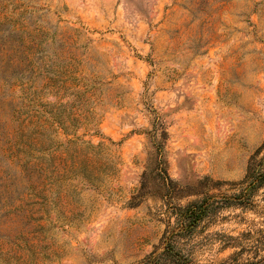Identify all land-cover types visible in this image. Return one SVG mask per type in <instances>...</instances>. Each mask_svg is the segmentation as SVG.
I'll use <instances>...</instances> for the list:
<instances>
[{
	"label": "rangeland",
	"instance_id": "rangeland-1",
	"mask_svg": "<svg viewBox=\"0 0 264 264\" xmlns=\"http://www.w3.org/2000/svg\"><path fill=\"white\" fill-rule=\"evenodd\" d=\"M0 10V35L37 39L0 51V264L264 258V182L253 187L264 173V0H0ZM27 112L69 116L68 135L48 121L47 143H99V179H22ZM193 202L208 209L179 234L188 220L176 211Z\"/></svg>",
	"mask_w": 264,
	"mask_h": 264
},
{
	"label": "trees",
	"instance_id": "trees-1",
	"mask_svg": "<svg viewBox=\"0 0 264 264\" xmlns=\"http://www.w3.org/2000/svg\"><path fill=\"white\" fill-rule=\"evenodd\" d=\"M7 17L3 16L0 10V26H4ZM37 40L35 37L26 39V37L9 35L3 37L0 35V51L16 49L23 46L26 42L34 43ZM50 80V79H49ZM53 108L58 109V106ZM51 117H44L34 113L27 112L24 120L20 126V145L22 149L19 151L21 155L17 157V165L20 166V173L23 174L22 179L27 181H34L44 186L48 182L61 183L67 180L74 179L80 176L82 180L90 182L99 179V143L94 144L90 141L81 140L79 137L69 139L63 148L54 145V143H47L49 140L46 126L48 121L58 123L60 128H63L65 134L70 125L66 122L69 118H55L54 113L49 112ZM78 122V119H76ZM53 124V123H52ZM74 124V123H72ZM32 127V128H31ZM34 127V128H33ZM50 128V124H49ZM49 136V134H48ZM35 152H40V155H35ZM61 181V182H60ZM264 182V173H261L254 181L253 187H259ZM244 199L250 196V188L243 192ZM208 204L191 203L185 207L178 208L176 213L184 220H188V225L184 229H180L179 234L188 230L187 228L193 226L206 213ZM177 230L174 231L176 233ZM173 233V234H174ZM178 233V232H177ZM169 245V246H168ZM164 253H170L172 245L169 242ZM260 247L264 248V238L260 239ZM150 264H162L161 256H156L150 261ZM177 264H189L186 257H180ZM246 264H264V258L258 263L248 262Z\"/></svg>",
	"mask_w": 264,
	"mask_h": 264
}]
</instances>
